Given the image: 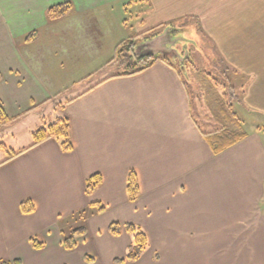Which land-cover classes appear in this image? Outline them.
Returning <instances> with one entry per match:
<instances>
[{
    "label": "crops",
    "instance_id": "1",
    "mask_svg": "<svg viewBox=\"0 0 264 264\" xmlns=\"http://www.w3.org/2000/svg\"><path fill=\"white\" fill-rule=\"evenodd\" d=\"M143 1L149 8L138 33L196 16L233 70L243 113L264 118V0ZM66 2L73 10L50 21L48 9ZM127 2L0 0V106L12 118L4 125L33 120L30 143L15 144L17 152L63 117L74 145L64 152L50 139L0 166V264H116L132 238L126 229L113 236V223L140 226L149 237L146 253L125 264H264V126L215 155L203 133L216 129L198 125L175 68L155 61L127 75L116 60L132 35ZM131 172L140 186L135 202ZM95 175L103 182L87 195ZM28 201L35 210L25 214ZM92 203L106 211L90 216L77 249L66 250L60 221ZM32 238L44 247L35 249Z\"/></svg>",
    "mask_w": 264,
    "mask_h": 264
},
{
    "label": "rangeland",
    "instance_id": "2",
    "mask_svg": "<svg viewBox=\"0 0 264 264\" xmlns=\"http://www.w3.org/2000/svg\"><path fill=\"white\" fill-rule=\"evenodd\" d=\"M126 8V19L129 23V31L132 30V35L123 42L119 53L116 54L117 59H115L125 63L127 72L133 70V63L137 59L134 55L135 46L166 33L165 42L175 47L183 58L187 54L189 55L190 59H186L184 64L188 72V75L185 76V81L189 86L192 97L194 117L204 131L218 129L225 125L224 118L219 111L220 103H223V106L232 105V111L240 118L243 126L246 123V131L252 130L256 124L264 126L263 117L260 118L243 113L241 107L243 93L238 90V87L236 88L237 84L231 76L233 70L212 51V46L208 39L199 30L196 16L191 15L179 22L138 33L135 27H137L138 20L145 14L149 6L143 0H128ZM153 35L155 36L152 37ZM176 61V64L180 65L179 59H176ZM112 68H114L112 69L113 71H117L121 70L122 67L118 65ZM58 102L64 103V100H58ZM0 108L3 109L2 106ZM11 119L9 118L8 121ZM32 121V118L28 117L23 119L18 125H15L16 127L12 125L7 127L4 123H1L3 125H0V163L14 152L20 150L15 144L29 145L30 140L28 138ZM12 130H14V133ZM16 131L20 133H16ZM14 134L19 139L12 140ZM70 217L60 224L65 231V236H69L73 230L80 226V223ZM120 225L125 226L124 224ZM76 264L79 263L76 262Z\"/></svg>",
    "mask_w": 264,
    "mask_h": 264
},
{
    "label": "trees",
    "instance_id": "3",
    "mask_svg": "<svg viewBox=\"0 0 264 264\" xmlns=\"http://www.w3.org/2000/svg\"><path fill=\"white\" fill-rule=\"evenodd\" d=\"M73 4L71 2H66L62 4H57L50 7L47 11V16L50 21L62 19L67 16L73 10ZM153 35L152 37H154ZM123 44H120V48ZM120 50H118L119 53ZM155 61H163L171 67L175 68L179 75L183 78L184 82L185 77L182 75L181 67L179 64L172 63L166 58L163 57H154V58H145L141 60L135 59L133 63V70L127 72V75L136 74L148 69ZM192 63V62H191ZM2 76L0 75V81ZM220 114L224 118L225 125L221 128H218L214 131L204 132V137L206 138L209 146L211 147L215 155H219L229 148L235 146L239 142L243 141L247 136L248 132L245 130L242 121L237 116V114L232 111V105L223 106V103H220L219 106ZM9 120L4 109L0 108V123H6ZM232 126V127H231ZM54 139L58 142L61 149L64 152H72L74 150V145L71 139L70 123L66 117L57 119L54 123L50 124L47 128H42L34 134L33 144L20 152L13 153L6 160L0 163V166L11 161L12 159L18 157L19 155L25 153L26 151L40 145L41 143ZM103 180L100 175H95L90 177L86 181V193L87 195L93 194L96 189L100 187ZM128 197L131 202H135L140 197V186L138 181V176L135 172H131L128 178L127 185ZM35 210L34 205L31 202H25L22 204V211L25 214L33 213ZM106 211V207L100 203H92L89 209L82 210L76 214H73L70 218L74 219L80 226L72 231L69 236H64L63 245L66 250L74 251L78 247V241L80 238L84 237L87 234L86 222L90 216L93 214H101ZM63 221H60V224ZM125 228L126 231L130 234L132 238V243L128 248V252L125 259H117L116 264H125L133 263L138 261L150 248V241L146 231L137 225L134 224H125V226L120 225L119 223H113L110 225V233L113 236H119L122 232V229ZM31 243L35 249H42L44 243L40 242L37 238H32ZM85 259L88 262H92L93 258L86 256ZM19 260L14 262L2 261L1 264H20Z\"/></svg>",
    "mask_w": 264,
    "mask_h": 264
},
{
    "label": "water",
    "instance_id": "4",
    "mask_svg": "<svg viewBox=\"0 0 264 264\" xmlns=\"http://www.w3.org/2000/svg\"><path fill=\"white\" fill-rule=\"evenodd\" d=\"M166 34V33H165ZM165 34L156 36L155 38L141 42L137 44L134 48V55L138 60L145 58H154V57H163L171 61L172 63H176V59H179L181 71L184 76L188 75L185 60L190 59L187 54L185 58L181 56V54L176 50L172 45L170 46L167 42H165Z\"/></svg>",
    "mask_w": 264,
    "mask_h": 264
}]
</instances>
